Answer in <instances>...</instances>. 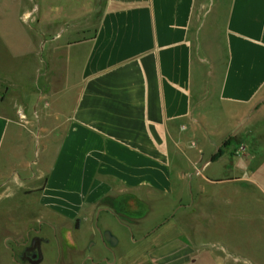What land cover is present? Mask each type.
Instances as JSON below:
<instances>
[{
    "label": "crops",
    "instance_id": "obj_1",
    "mask_svg": "<svg viewBox=\"0 0 264 264\" xmlns=\"http://www.w3.org/2000/svg\"><path fill=\"white\" fill-rule=\"evenodd\" d=\"M91 5L65 17L69 37L88 36L63 44L70 92L63 76L62 88L50 82L49 91L29 100L24 95L13 107H7V97L0 99V211L42 212L47 229L68 239L73 230L89 247L100 244L110 254L125 232L136 244L186 207L191 218L202 215L205 227L235 218L237 231L204 233L203 242L195 240L200 238L194 230L177 235L152 247L151 264H264L263 164L249 177L231 179L227 170L242 173L243 154L224 172L210 159L226 136L220 142L211 138L222 127L235 135L262 129L264 0ZM52 12L49 22L57 18ZM213 104L218 111L206 108ZM27 108L40 122L47 166L17 151L29 135ZM223 188L236 193L232 216H226L225 196L216 197L221 206L210 207L208 198L199 204L207 192ZM244 192L252 195L250 204ZM248 206L255 233L243 238ZM201 244L202 251L187 247Z\"/></svg>",
    "mask_w": 264,
    "mask_h": 264
},
{
    "label": "rangeland",
    "instance_id": "obj_2",
    "mask_svg": "<svg viewBox=\"0 0 264 264\" xmlns=\"http://www.w3.org/2000/svg\"><path fill=\"white\" fill-rule=\"evenodd\" d=\"M92 1L0 0V99L7 97V107L23 103L24 95L29 100L34 93L49 91V86L46 85L50 82L56 81L55 84H52L54 89H57L56 87L62 88L65 86L62 80L63 76L69 78L66 86L68 92H70L72 89L70 82L72 75L71 72H68L69 69H66L68 73L63 70V59L69 54L64 49L63 44L65 42L80 41L88 36L69 37L70 33L63 31V26L66 23L65 17H74L81 14L85 9L88 10L92 7ZM51 9H53V16L55 15L57 18L55 21L49 22L47 21V15H49ZM206 108H213L212 111L219 110V106L215 104L212 107L207 105ZM26 112L29 114L30 120L29 135L26 139L20 140L16 147H19L17 151L23 150L25 160L42 162V166H47L42 154L44 141L43 138L40 139L38 136L39 129L37 125L40 122L35 119L31 110L29 111L27 108ZM262 122V129L257 128V130L250 133L245 129L238 135L229 134V132L224 131L229 130V128L222 127V130L218 133L212 134L211 138L217 137L215 139L218 142L226 135L222 139V143L230 138L227 147L222 148V155L216 159L218 165L216 167L213 165V168L222 167L219 171L224 172V168L232 167L233 160L236 157L241 158L243 154L244 159L240 163L238 161L240 164L238 167L243 169L242 173L234 170L228 172L227 170L228 177L232 179L235 174H242L244 178L249 177L254 168L258 166L257 163L263 164L260 165V172L263 176L264 132L262 130L264 131V120ZM242 133L247 137L243 139ZM246 144H249L252 149L248 151L245 147ZM207 151L213 152L214 149L210 146ZM247 153H251L255 157L248 159ZM221 162L222 164H220ZM184 166L188 167V165ZM31 168L35 169L34 166H31ZM244 188L250 190V183H245ZM223 189H219L220 191L210 190L205 196L199 198V204L204 205L208 198L207 203L210 207L221 206L216 197L225 196L229 200L226 216H232L229 213L232 211L231 206H234L236 202V193ZM208 194L209 197L211 196L210 199ZM186 196H181L182 200H186ZM244 200L250 204L252 195L244 192ZM251 207L244 208L243 238H248L255 233L252 227ZM41 214L42 212L37 211L28 213L0 211V264H151L147 257L152 247L171 241L177 235L185 237V234L194 230L200 238H195V240L203 242L204 233L210 234L212 232L216 234L215 231L221 229L231 232L236 230L237 225V219L228 218L223 220L222 223L218 222L205 227L202 224V215L199 214L197 218L193 219L191 218L193 214L191 216L187 208L184 207V211L178 214L176 220L175 216L172 220H165L166 222L160 228L151 234L149 233L148 236L136 244L132 243L130 235L128 236V233L125 232L116 251L109 254L101 250L100 244L95 245L93 248L92 246L89 247V244H85V240L77 237L73 230L71 231L70 240L64 236L60 237L55 231L53 232L43 226L46 221L41 217ZM45 216L47 217V214ZM146 221L142 222V228L148 227L154 222L152 219ZM240 224L241 218L238 219L239 227ZM147 231L149 232V230ZM235 238H241L240 231L235 235ZM187 247L192 251L194 249L196 251L201 249L202 251L205 245H195V247L188 245Z\"/></svg>",
    "mask_w": 264,
    "mask_h": 264
},
{
    "label": "trees",
    "instance_id": "obj_3",
    "mask_svg": "<svg viewBox=\"0 0 264 264\" xmlns=\"http://www.w3.org/2000/svg\"><path fill=\"white\" fill-rule=\"evenodd\" d=\"M229 139L227 138L221 145V147L218 148V150L210 157L211 162H214L218 157H220L222 155V148H226L228 143H229Z\"/></svg>",
    "mask_w": 264,
    "mask_h": 264
}]
</instances>
